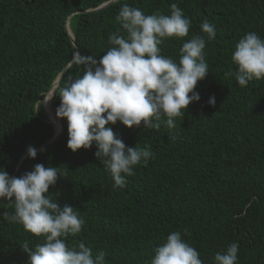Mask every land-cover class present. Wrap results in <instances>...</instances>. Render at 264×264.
Instances as JSON below:
<instances>
[{"label":"trees","instance_id":"trees-1","mask_svg":"<svg viewBox=\"0 0 264 264\" xmlns=\"http://www.w3.org/2000/svg\"><path fill=\"white\" fill-rule=\"evenodd\" d=\"M108 1L0 0V168L13 177L36 164L60 168L63 176L49 191L86 222L68 242L83 241L94 255L105 251L108 264H150L172 231L182 233L204 264H214V255L231 243L240 245L238 264H264V79L242 87L226 75L237 68L231 59L236 43L251 31L264 37V0H114L98 9ZM124 3L145 14H170L176 3L192 20L188 37L160 46L165 56L178 60L185 40L205 35L204 19L215 25L216 38L206 44L209 72L196 88L201 99L177 118L175 129L113 125L126 146H150L155 157L126 176L125 188L114 189L95 144L68 148L66 118L47 144L56 127L43 100L66 69L45 99L54 116L52 99L57 116L60 88L86 70L74 55H104L110 33L124 34L115 20ZM29 146L37 149L35 159ZM4 212L14 214V206L0 199V264H28L21 244L27 240L34 248L44 237L5 221Z\"/></svg>","mask_w":264,"mask_h":264},{"label":"clouds","instance_id":"clouds-1","mask_svg":"<svg viewBox=\"0 0 264 264\" xmlns=\"http://www.w3.org/2000/svg\"><path fill=\"white\" fill-rule=\"evenodd\" d=\"M169 7L170 14H145L124 3L115 17L124 34L120 29L110 33L111 47L99 60L77 52L74 63L85 65L86 70L60 88L57 116L51 102L56 120L67 119L68 148L77 152L95 144V156L110 173L114 189L125 188L126 176L135 175L137 166H147L155 157L150 146H126L113 125L120 122L129 128L143 125L144 129L159 130L163 123L175 129L177 118L184 117L189 105L201 99L196 88L209 72L205 49L216 38L215 25L204 19L200 28L205 35L185 40L178 60L165 56L160 47L165 40H183L192 28V20L178 4ZM231 59L237 68L226 75L233 76L240 86L264 79V37L255 31L246 33L236 43ZM58 78L47 95L52 91L54 94ZM215 103V96L210 97L209 104ZM50 121L55 127V121ZM27 151L31 158L37 157L35 147L29 146ZM59 169L36 164L32 171L13 177L0 168V199L14 206V214H2L4 220L22 224L25 231L44 237V242L34 248L27 240L21 244L29 256L28 264H108L105 251L94 255L83 241L68 242L70 235L81 233L86 222L79 209L67 204L61 208L50 193V187L63 176ZM183 235H189L187 229ZM239 247L238 243H231L225 251L217 252L214 264H238ZM150 264L204 262L180 231H172L154 250Z\"/></svg>","mask_w":264,"mask_h":264},{"label":"water","instance_id":"water-1","mask_svg":"<svg viewBox=\"0 0 264 264\" xmlns=\"http://www.w3.org/2000/svg\"><path fill=\"white\" fill-rule=\"evenodd\" d=\"M112 1H114V0H110V1H108V2H106V3H104V4L101 5L98 9L106 7V6L109 5ZM67 25H68V31L71 33V30H70V28H69V21H68ZM71 35H72V34H71ZM71 37H72V39L74 40L73 35H72ZM65 71H66V69L61 73V75L59 76L58 81L56 82V84L59 82V80L61 79L62 75L65 73ZM56 84H55V85H56ZM52 92H53V91H52ZM47 114H48V117H49L52 121H56V118H55L54 116H52L50 112L47 111ZM61 131H62V123H61V121H60V129H59V131H56L54 137H53V138H52L47 144L52 143L53 140H55V139L57 138V136L61 133Z\"/></svg>","mask_w":264,"mask_h":264},{"label":"rangeland","instance_id":"rangeland-1","mask_svg":"<svg viewBox=\"0 0 264 264\" xmlns=\"http://www.w3.org/2000/svg\"><path fill=\"white\" fill-rule=\"evenodd\" d=\"M51 102H52V99H51ZM51 102H50V109H51L52 113H54L53 110H52V107H51ZM43 105L46 106V109H48V107H47V105H46V100L43 101ZM55 122H56V121H55Z\"/></svg>","mask_w":264,"mask_h":264},{"label":"bare ground","instance_id":"bare-ground-1","mask_svg":"<svg viewBox=\"0 0 264 264\" xmlns=\"http://www.w3.org/2000/svg\"><path fill=\"white\" fill-rule=\"evenodd\" d=\"M55 127H56V131H59V129H60V124L57 123V121L55 122Z\"/></svg>","mask_w":264,"mask_h":264}]
</instances>
